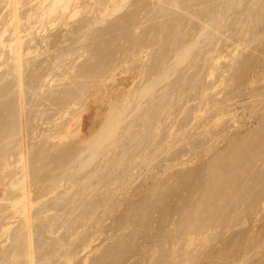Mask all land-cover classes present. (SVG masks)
<instances>
[{
	"label": "bare ground",
	"instance_id": "6f19581e",
	"mask_svg": "<svg viewBox=\"0 0 264 264\" xmlns=\"http://www.w3.org/2000/svg\"><path fill=\"white\" fill-rule=\"evenodd\" d=\"M251 1H249L250 5H248L249 4L247 3L248 0H0V70L1 69H4V71L5 69L9 70L8 71L9 76L12 77L10 80V84H11L10 86H12V89L9 92L12 93L13 95L12 101L11 100L8 101L9 109H7V111H3L2 113L5 115V118H7V120L6 122L4 121L5 123L4 125L2 124L3 126H0V187H1L0 188L1 189L0 190V222L7 221L9 219L12 220L13 218H15L16 215H18L17 221H19L20 218L22 217L21 219L23 222L22 224H20L21 225V228L19 229L20 231L16 230L15 238H18V240L15 245L13 241H15L16 239L15 240L11 239V236L8 234L11 233V231L13 230L11 226L16 224L17 222L16 221H15L16 223L13 222L14 223V224L12 223L13 225L9 224L10 222H7L8 226H5L6 224L4 225L5 222L3 224L0 223V225H2L1 228L3 231L2 232L0 228V232H2L0 233V240L2 241L4 239V235H6V237L8 235L10 236V238L7 237L8 242L6 241V244L8 243L11 244V245L8 244L7 245L8 247H11L12 244L13 246L16 245L20 246L18 247V249H16V247L10 248L8 252L7 250H5L4 252L2 251L1 258L4 260H2L0 264H75L74 260L78 258L77 255L79 254V252L85 250L87 252V247H89V243L92 240L91 239L92 234L91 236L89 234L87 235V227L89 221L99 226L101 222L104 221L103 217L105 216V214L110 213L114 209L115 207L114 204L116 202H114L112 198L109 199L108 193L111 190L114 191L115 193L117 192L116 189L120 187L118 182H120V180H123L122 173L127 169V167H130L129 166L130 163L133 162L131 161V158L138 155H140V157L142 156L141 157L142 161L139 163V167H140L142 165H146L152 162L153 160L152 156L151 157L150 155L145 156L150 150L157 152L158 150L161 149L162 141L160 140V136L162 135V132L157 130L160 129V125H163L164 122L168 123V120H170L172 117H176V112L174 111V108L172 106L173 105L179 106L182 100L186 101L187 91L184 85L187 82L185 80L186 77L183 75V73L185 74L188 73L189 71H199L200 72L199 74L201 73L203 74L204 71H208L209 74L211 73L213 74V72H221L222 70L220 71V68L225 69L222 67L223 65L224 67L227 65L228 67L227 66L226 67L228 69L229 66L233 65V62L234 64H236L238 61L239 62L244 61V59L243 60L240 59L242 56L240 58L238 57L239 60L236 57L237 62L235 58L234 60L232 59L233 56L237 54L235 53L237 49V47H235V44L237 42L238 45L247 44L249 46L251 43L257 41V39L258 40L260 39L261 45L264 44V29L260 28V26H263L262 24L264 22V17L262 15H259L257 12V10L259 9L261 11L260 14L264 13V2H263L264 0L262 2L261 0H258L261 3L257 1L255 3L256 6L254 5V2L256 0H253L254 2L252 1L253 4H251ZM251 6H253L252 8L255 7L256 8L259 7V8H257V10L255 11L252 8H250ZM237 7H239L238 9H240L241 7L242 10H239L242 12V13L240 12L241 14H239L237 10H236L237 13L235 12V9ZM252 10L255 11V13L257 12L256 13L257 16L253 14L255 17L254 16L250 17V18L254 17V22H252L251 19H249V15H251L253 12ZM235 21H237V24ZM256 30L258 33H256ZM57 32L59 35L56 34ZM250 33L252 35L254 34L255 35L250 36L251 35ZM236 34L240 38L238 39V37L237 38L235 37L236 38L235 40L234 36ZM65 43L67 44L64 45ZM43 44L45 45L44 47H42ZM221 44H225L223 46L225 49H227L225 53L219 49V46ZM262 46L264 47V45ZM262 46L261 48H263ZM57 48L59 49L58 52L59 54H57V56L56 55L51 56L50 53L53 51L52 49L57 50ZM238 54L235 56H239ZM41 56L44 57L38 61L37 59H39ZM80 60L82 61L80 64H78V61ZM246 61L247 62L249 61L248 64L250 63V59ZM222 62H224V64ZM225 62H227L226 65ZM231 62L232 64L230 65L229 63ZM199 63H202V65H199ZM254 66H252V69H254L253 68ZM247 67H245L244 71L246 70ZM240 70L241 68H239L237 72H239ZM134 71L136 72L139 71L141 77L143 76V78L146 79L143 86L141 87L138 86V88L135 87V89H130L132 87L129 86L119 87L124 89L120 90L116 94L112 92H108L106 89L107 95L105 94L103 89L106 88L105 86L109 81H114L115 83L116 76L119 74L121 75L122 73H131L133 76ZM225 71L227 70L225 69ZM249 71L247 75L250 74ZM243 73L245 74L244 76L245 78L247 75L245 72H242L241 75H244ZM148 74L150 75L153 74V76H147ZM226 74H228V72ZM233 75L234 74H231L232 78H234ZM237 75L238 74H236V76ZM174 76L176 77L172 79ZM213 76L214 75H212L211 77ZM10 77H8V79H10ZM141 77L137 79L139 80ZM211 77H208V79L206 78V80H209V78ZM261 78H264V75ZM45 81H47L48 83ZM42 82L43 84H41ZM44 82L46 83V85L47 84L50 85L49 87L52 86L51 85L52 83L55 84L57 82L67 83V84H61L60 86L64 85L65 87H67L66 85H68L67 88L63 89L64 91L62 90V93L61 91L59 92L62 94L61 98H58V96L60 97L61 95L55 96L57 98H51L49 95V97L51 98L49 99L50 103L48 102L45 104H50L49 107L51 106L53 108L52 109L53 111L49 109L48 106L43 107L44 106L43 103L46 101H44L43 103H41L40 101L42 100L40 95L41 92L43 94L45 92V91L43 92L42 90L48 87V85L46 87ZM131 82L134 81L131 80ZM160 83L163 84L165 83V86H163V88L158 89L159 85L162 86V84ZM206 83L207 81L205 82V84ZM236 83H234V85H236ZM212 84L213 81L212 83H210V85ZM231 84H229V87ZM251 84L249 83V85ZM58 85L57 87L59 88ZM69 85L70 86L73 85L75 89L74 90L71 89ZM195 85H199V88L203 89V91L201 90L202 92H200V97L202 99L201 103L204 104L205 102L207 105H211L209 104L210 101L207 103V100L205 99V93L208 94L209 93L208 89L209 88L211 89L212 87L211 86L208 87L209 86L208 85L206 86V88H204V86H201L200 83H196ZM53 88H55V86ZM58 88L56 89V91L60 89ZM111 88L112 87H110V89ZM174 89L178 92L179 102L172 103L173 99L176 98L175 94H173V91H175ZM213 89L214 88H212V90ZM4 91H6V89ZM51 91H52L51 88H49V93H51ZM53 91L52 93H54ZM92 95L95 97L94 98L95 101L101 100L105 96H107L106 99L107 103H105L107 105H105L104 108H101L103 113L100 114L99 111L98 112L99 115H97V117H94L96 113L95 111L93 112L95 113L93 116L94 119L90 122L88 121L89 123L92 122L91 123L92 126L89 128L87 134L85 132L86 135H84V133L81 132L82 130H80L79 132V128L83 126L81 122L82 120L80 121V118H82L81 115L86 114L84 108H86L87 102L90 101L87 100L88 97ZM162 95L163 97L169 96L170 102L167 100L164 101L163 97L160 98ZM216 95L214 94L213 97L217 99ZM213 97H210V100L211 98L213 100ZM32 99H33V103L30 102L32 101ZM100 102L102 104L104 103L102 101ZM89 103L91 104V101ZM211 103H214V101ZM215 104L214 107L216 106ZM200 105L201 104L199 102V106ZM212 105L210 106L211 108ZM41 106L45 109H41ZM228 107L230 108V105ZM39 108L41 110H39ZM46 108L49 109L48 112ZM82 108L84 109V111ZM204 108L205 106L202 107V109ZM50 110L52 111V114L48 116L50 114L49 112H51ZM196 110L198 109L196 108ZM219 110H223V109H219ZM194 111H193V113H195L194 117H196L197 119L198 114H202V113L200 112V110L195 112ZM209 111L210 110H208V112ZM34 112H36L37 114ZM191 112L189 113L192 114ZM196 112H198L197 116H196ZM30 113L34 114L33 115L34 117L31 120H34L36 122L38 120L37 122L38 124L41 123L39 122L41 119H42L41 121H43L44 118L43 115L47 114L46 115L47 117L52 118V120L50 121V126L52 125V129L50 130V128H46L49 129L50 132H48L49 130L43 131L44 133L46 132L45 134L48 133L49 134L45 136L43 133L40 132V136H37L41 138V141L44 136L42 143H40V138L39 139L37 138L38 140L37 139L34 140L33 138L35 134L36 135L39 134L36 133L39 130L35 131L36 128H34V126L33 127L31 126L32 123L33 125L35 123L33 121L32 123L30 122L31 124L30 126L28 125V123H25L26 118L24 119V117L25 115H28ZM204 113L205 112H203L202 115H204ZM39 114L40 116H38ZM229 114L230 113L228 112L226 113V115ZM92 115H90L89 117L91 118ZM202 115L199 116L203 117ZM226 115L225 114L221 115V118L222 116L227 117ZM231 116L233 115H229V117ZM189 117L190 120L191 115ZM217 118L220 117H216L213 120L214 122L218 120L217 121L218 123L220 122L219 120H221V118L220 119ZM194 119L195 118H193L192 120ZM47 120L44 119L43 122ZM139 120H143L146 126L140 127V125H137ZM186 120L182 121L183 123L181 129H184V126H186L184 125L186 123ZM261 121H263V119ZM26 122H28V120H26ZM194 122L195 121H193V123ZM77 123L79 124L78 128L74 127L78 125ZM83 123L86 122L83 121ZM217 123L215 125H217ZM208 126L209 125L203 126V128L209 129ZM207 129L205 132H208ZM182 132L183 130H179L177 134H174L175 136H173V138L178 140L179 135H181ZM261 133H263V131ZM255 134H254V138L252 136L253 139H255L256 137ZM149 136H151L150 138H152V140H150L149 143H145L144 139ZM68 137H74V139L76 137L79 140L75 141V143L73 144H72L73 141L71 143L68 142L69 144H72L71 146L68 145L69 148L67 147V149L59 150L60 146L64 145V143L61 142L62 143L61 144L60 141ZM246 137L248 138V135ZM127 138L131 142H133V140H138L140 142V146L141 145L142 146L141 147L126 146L124 140ZM32 139L33 141L36 142L39 141L40 144L49 145V149L51 150H57L58 153L60 152L59 156L49 157L48 156L49 154L47 152L43 153V151L47 148V146L43 145L45 146L43 149L35 147V145H33V142L31 143ZM57 140L59 141L60 144L58 149L56 148L58 146L57 143L55 144ZM248 140L250 141V137ZM260 140L262 139L260 138ZM156 141L158 142L157 145H156ZM172 142L175 143L174 140H172ZM260 142L261 141H259V143ZM39 143L38 144L35 143L36 146L37 145L40 146ZM201 143L202 141L198 143V146ZM251 143L252 142H249L248 144ZM65 145L63 146L64 148H66ZM189 145L191 144H188V146ZM253 145H255V142ZM241 146L243 147L245 145L239 143L236 146V148H231V144H230L231 151L233 155L235 154V157L234 156L229 157L228 155H226L229 158L224 157L225 159H222L221 157L219 158L217 155V157H212L211 159H208V161L210 160L209 162L212 168L208 170L209 171L212 170V172L211 174L208 175L207 179L210 182H212V184H216L215 187L209 189L210 191L209 201L216 194H221L224 191H228V193L225 194V198L222 200L223 202L221 203V205H219L218 207L216 206V209L217 210L219 209L218 210L219 212L221 208L226 209V207H228L229 203L231 202L230 196L235 191V188L233 186L226 187V184H224L226 182L224 180L221 181L222 179L221 177L222 176L233 177L234 175L236 176L234 172L235 165L237 163L235 158L238 159V157H240L239 153L241 151L239 152L238 149ZM245 147L243 148L245 149ZM258 147L260 146L258 145ZM32 150L35 152V154H33L34 156L32 155V153H34ZM194 150L195 148L193 149V151ZM13 151L14 153L15 152L17 153L16 158H14L15 154H13ZM113 151L115 152V154L117 153V151H119V153L115 156V154H113ZM193 151L191 150V154ZM258 151H256L255 154ZM261 152L259 151V153ZM53 153L55 154L56 151H54ZM126 153L129 154L128 158L125 159L123 156H122L123 158H121V155L122 154L124 155ZM262 153H261V157H263ZM230 154L231 153H229V155ZM222 155L224 154L222 153ZM103 156H105L109 160L112 159V157H114L115 162L117 163L115 168L117 169L122 168V171L114 170L112 168L113 166L111 167V169H109L110 165H106L109 160L106 159L107 161H104L105 162L104 163L102 159ZM184 156L186 157L185 153L183 157ZM187 156L190 157L189 153ZM255 156H257V154ZM174 157H176V154ZM32 160H34L35 162L39 161L41 163H45L43 167L37 168V171L38 169L41 170L42 168L45 171H47V174L45 176L40 177L36 173L39 176L38 177L39 179L38 178L35 179L33 177L34 175H32L33 178L31 177L29 164L30 165L32 164ZM254 161H256V159ZM13 165L15 166V168L19 166L18 168H16V171L11 170L14 168ZM33 167H36V165L32 166V168ZM123 167L125 168V170H123ZM139 167L137 166V168ZM137 168L134 167L132 168V170L133 171L134 169L138 170ZM205 169L207 170V168ZM134 173H128L129 177L132 178ZM187 173L189 174V172ZM192 174L190 173V177L191 176L194 177V175L196 176L199 175V174H194V175ZM178 176H176V178H179ZM192 177L190 179H192ZM130 178L128 179L130 180ZM192 180H189V182ZM185 181L187 182V179ZM120 183L122 186H124V188L126 187L124 181ZM37 184H39L40 186L38 187ZM180 185L183 186L184 184H180ZM239 192L240 191H238V193ZM194 194H196V192H194ZM46 198H48V200ZM263 198H260L261 202L263 201ZM49 199L52 200L51 204L49 206H44L49 204L48 203ZM162 199L163 198L160 197L161 201ZM232 199L234 200L235 198L232 197ZM185 202L187 201L185 200ZM205 202L207 201L205 200ZM151 204H149V206L145 205V207L142 205L140 206L143 207L144 211L153 210L154 205ZM236 205H238L237 202ZM35 207H39V208H36V210L33 211ZM100 208H103L101 209L102 211L99 210ZM197 209H199L200 215L207 214L208 212L203 208L201 209L198 207ZM216 209L214 207L212 208V210H209L211 219L208 220L209 221L211 220V222L212 221L218 222L216 220V214L218 213L214 212L216 211ZM97 210L101 212L98 213ZM131 210L133 211V209ZM6 211L9 212L6 213ZM194 211L196 210L194 209ZM4 212L6 213V215L11 213V216L3 217V215L5 214ZM50 212L51 215H49ZM136 212L137 209L136 210L134 209L133 215H136L135 214ZM147 212L148 211H146V213ZM45 213L47 215H45ZM101 213L103 214V216L100 215ZM186 215L188 214L186 213ZM137 216H139L138 213ZM126 218L127 217H125V219ZM122 219L123 218H121V220ZM142 220H146V219L143 218ZM142 220L141 222L144 224L145 221ZM35 221L40 222V225L42 222L44 223L48 222L49 225H46L42 229L38 228L39 230L37 229L38 231L36 233L34 230V228L36 229V226L33 225V222ZM187 221L191 222V223H187L186 225L188 227V230H190L191 238L195 239L196 236L200 237L205 231V227L202 224V222L200 221L197 223V220L195 222L194 220L191 221L188 219ZM196 223L199 225H196ZM54 224H59L60 226L57 227ZM17 225L15 226L17 227ZM128 225L129 224L127 223V227L126 226L125 227L129 228ZM130 226L133 227V225ZM62 228L63 230L65 229V231L67 232V233L65 232L64 235H61L59 233ZM139 228H140L139 225L138 227L137 225L134 227V229H136L135 230L136 234L141 232V230L139 231ZM10 229L12 230L8 233ZM81 229L86 230V236L83 237L82 239L77 237L78 233L81 232L80 231ZM120 231L122 233V230ZM48 233L50 235H54L52 236V238L50 237V240L46 239V237L43 235V234L46 235ZM113 236L115 238V235ZM51 239L52 242L50 244L49 242L51 241ZM133 240H131V242ZM166 241L167 240H164V242ZM175 242L177 243V241ZM74 245H76V248L72 249L74 248L73 247ZM184 245L185 244H183L182 246ZM7 246H4V248ZM44 247H45L44 249L45 251L43 252L42 248ZM106 249H108L107 246ZM122 249L123 248L120 244L115 245V252L118 255L119 252L120 253L124 252V250ZM129 249H128V253L131 251V250L129 251ZM154 249L155 248L153 247V250ZM153 250L151 248V251ZM96 251H100V249ZM164 252L159 254H164ZM87 255L86 258L89 257ZM4 256L6 257L4 258ZM164 256L162 255L163 258ZM171 257H172V253H171ZM101 260H102V264H112L115 259L113 260L111 258L110 261L109 257H103ZM88 261L90 260L88 259ZM88 261L87 259H85L82 264H86V262ZM153 262L155 263V260ZM156 262H158V259L156 260Z\"/></svg>",
	"mask_w": 264,
	"mask_h": 264
},
{
	"label": "rangeland",
	"instance_id": "374dc122",
	"mask_svg": "<svg viewBox=\"0 0 264 264\" xmlns=\"http://www.w3.org/2000/svg\"><path fill=\"white\" fill-rule=\"evenodd\" d=\"M249 1H251V0H248V2H247V3H249L248 5H250ZM252 1H251V4H253ZM257 1L258 0H256L255 2L253 1L254 5H255V3ZM262 1L263 0H261V2ZM261 2H259V3H261ZM252 7L253 6H251L250 8H252ZM238 8L239 7H237L235 9V12L237 10V12L239 14H241L242 12L239 11V10H242V9H241V7H240V9H238ZM255 8H252V9L256 11L257 8H259V7H257L256 9ZM255 11H253L251 15L248 14L249 15V19H251L252 22H254V17H255L253 14H255L257 16V14H256L257 12H258L259 15H262L264 17V13L260 14L261 11L259 9L257 10L256 13H255ZM251 16H254V17L250 18ZM235 22L237 24V21H235ZM262 25L263 26H260V24H259L260 28L264 29V22H263ZM256 33H258L257 30H256ZM56 34L59 35L58 32ZM254 35L251 34L250 36H254ZM239 36H240V34H239ZM235 37L237 38L238 35L236 34L234 36V38ZM236 38H235V40H236ZM239 38L240 37H238V39ZM66 44L67 43H65L64 45H66ZM221 45L219 46V49L222 52L225 53L226 50H227V49H225L223 47L225 44H221ZM262 45H264V44H262ZM262 45H261L260 39L259 40L257 39V41L251 43L249 46L247 44L246 45H238V42H237L235 44V47H237L235 53H237V54L239 53L238 54L239 56H235V55H237V54H235L232 59L234 60V58H235V60L237 62L238 57L240 58L242 56L240 59L241 60L244 59V61L243 62L242 61H240V62L238 61L237 62L240 66L237 63L234 64V62H233V65H231L232 62L229 63L231 65V66H229L230 69L229 68L227 69V67H228L226 65L227 62H225V65L227 67L226 66L224 67V65L222 67L225 68L227 71H225V69L220 68V71L222 70L223 72L222 71L221 72H213V74L212 73L209 74L208 71H204L203 74L202 73L199 74L200 73L199 71H189L188 73H185V74L183 73V75L186 77L185 80L187 82L184 85V87H185V89L187 91L186 101L182 100V102L179 104V106L178 105H173L172 107L174 108V111L176 112V117H172L170 120H168V123L164 122L163 125H160V129L157 130V131H161L162 132V135L160 136V140L162 141L161 149L158 150L157 152H154V151L150 150L145 155V156H149L150 155V157L151 156L153 157L152 162H150V163H148L146 165H142V166L139 167V163L142 161V158H141L142 156L140 157V155H138V156H135L136 158L135 157L131 158V161H133V162L130 163V165H129L130 167H127L126 170L123 167V170H125L124 171L125 173L124 172L122 173L123 180H120V182L124 181L126 187L124 188V186H122L121 183L118 182L120 187L118 189H116L117 192L115 193L112 190L109 191L108 197H109V199L112 198L113 201L116 202L114 204L115 207L110 213L105 214V216L103 217L104 221H102L99 226H97L96 224H94L91 221H89V224H88V227H87V235L89 234L91 236V234H92V237H91L92 244H91V242L89 243V247H87V252H86V250L85 251H80L79 250L80 252L78 251L79 252V254L77 255L78 258L77 259L75 258L77 260V262H76V260H74L75 264H82L85 259H87V261H88V259L90 260V261L86 262V264H102V260L101 259L103 257H109V260L111 258L113 260L115 259L112 264H114V263L115 264H151V263L152 264H156V263H159L160 261L161 262L159 264H164V263L165 264H264V203H263V201H264V198H263L264 197V147H263L264 146V137H263V135H264V124H263V121H264V117H263L264 116V78H261L264 75V73H263L264 72V56H263L264 55V53H263L264 52V50H263L264 47ZM44 46L45 45L43 44L42 47H44ZM245 46H248V47H245ZM261 46L263 48H261ZM238 49H239V51H238ZM52 50H51L52 54L50 53L51 56H54V55L57 56V54H59L58 53L59 52L58 48H57V50L56 49L55 50L52 49ZM259 51H261L262 53L259 52ZM43 57L44 56H41L37 60L39 61ZM236 57H237V59H236ZM249 59H250V63L251 64L253 63L252 65L250 63L248 64L249 61L248 62L246 61V60H249ZM251 60H253V61H251ZM254 60H255V62H254ZM81 61L82 60L78 61V64H80ZM244 62H246V63H244ZM153 63H156V62H153ZM222 63L224 64V62H222ZM76 64H77V61H76ZM243 64H244L245 67H247L249 65L246 68L247 72H246V70L244 71L245 67L243 66ZM199 65H202V63H199ZM235 66H236V68H235ZM252 66H254L253 67L254 69H252ZM239 68H241V70L239 72H237L239 70ZM45 69H47V68H45ZM1 70H3V71H1ZM1 70H0V98L2 96L3 97L0 99V106H2V107H0V126H3L5 124L4 121L6 122L7 118H5V115L2 114V113H3V111H7V109H9L8 108V104H9L8 101H10V100L12 101L13 95H12V93L9 92L12 89V86H10L11 85L10 84V80H11L12 77L9 76V72H8L9 70H7V69H5V71H4V69H1ZM248 71L250 72L249 75H247ZM225 72L226 73L228 72V74H226ZM242 72H245L248 77L246 76L244 78L245 74L243 73L244 75H241ZM139 73H140L139 71L138 72L134 71L133 72V76H132L131 73H122L121 75L119 74V75L116 76L115 83H114V81H109L107 83L108 86L106 84V86H105L106 88L103 89V91L107 95L106 89H107L108 92H112V93L116 94L120 90L124 89V88H119V87H127V86L132 87L130 89H135V87L138 88V86L141 87V86L144 85L146 79L143 78V76L141 77V75ZM129 74H131V75H129ZM207 74H208V77H211L212 75H214L213 77H215V78L211 77L212 79L209 78V80H206V78L208 79ZM217 74H219V75L221 74V75L219 76ZM225 74L228 75V76H226ZM231 74H234L233 75L234 78H232ZM236 74H238V75L236 76ZM209 75H211V76H209ZM7 76L10 77V79H8ZM147 76H153V74L152 75L148 74ZM136 77L137 78L141 77V78L138 80ZM175 77L176 76H174L172 79H174ZM237 77H239V78H237ZM3 78H5V79H3ZM217 79H219V80H217ZM220 79H221V81H220ZM6 80H7V82H6ZM131 80H133L135 82V85H134V82H131ZM202 80H204V81H202ZM47 81H45V82H47ZM206 81H207V83L205 84ZM208 81H209V84H208ZM212 81H213L214 85L213 84L210 85V83H212ZM247 81H248V83H247ZM214 82L215 83L217 82V83L215 84ZM220 82H222V83H220ZM191 83H192V85H191ZM196 83H200L201 86H204V88H206V86H208V85H209L208 87L211 86L212 88H214L213 90H212V88L211 89L209 88L208 89L209 93L208 94L205 93V99L207 100V103L210 101L209 104H211V105L213 104L212 108L210 107L211 105H207L205 102H204V104L201 103L202 99L200 97V92H202L203 89L199 88V85H195ZM234 83H236V85H234ZM249 83L250 84L253 83V84L249 85ZM41 84H43V82ZM49 84H51V83H49ZM55 84L52 83L51 87H49L50 85L47 84L48 85V87H47V85L45 83V85L48 88V90H47V88H45V89L42 90L43 92L45 91L44 94L42 92L40 94L41 98H42V100H40L41 103L46 101V102L43 103V105H44L43 107H46V106L49 107L50 104H45V103L49 102V99L57 98V97H55L57 95H61L60 97L58 96V98H61L62 97V94H61L62 90L64 88L68 87V85H66L67 87H65L64 85H62L64 87L60 86L61 84H67L66 82H64V83L57 82ZM131 84H133V85H131ZM160 84H162V86L159 85L158 89L159 88H163V86H165V83L164 84L160 83ZM229 84H231L232 86L230 85V87H229ZM57 85L59 86L60 89L57 87ZM54 86H55V88H53ZM56 87L59 89L58 91H56V89H57ZM69 87L71 89H73V90L75 89V87L73 85L72 86L69 85ZM110 87H112V88L110 89ZM49 88H51L52 91L54 90L53 91L54 93H52V91H51V93H49ZM5 89H6V91H4ZM192 89H193V91H192ZM211 90H212L213 93L211 92ZM60 91H61V93H59ZM194 92H196V93H194ZM206 92H208V91H206ZM8 93H10V94H8ZM210 93H211V95H210ZM254 93H257V94H254ZM173 94H175V97L177 99L176 98L173 99L172 103L179 102L178 92L175 90V91H173ZM214 94L215 95L217 94L216 95L217 99H219V98L220 99L217 100L216 98H214L213 97ZM222 94L224 95L226 101H225V99H224ZM49 95H50L51 98L49 97ZM46 97H48V98H46ZM105 97L103 98L104 101H103V99H101V100L97 99L98 101H95L94 100L95 97L93 95L88 97L87 100H90L91 104L89 103L90 101H88L87 102V106H86L87 109L84 108L85 111H86V114L81 115L82 118H80V121L82 120L81 122H82L84 127L81 126V128H79V132H80V130H82L81 132L84 133V135H86L87 132L89 131V128L92 126V124H91L92 122L91 123H89V122L92 121L94 119V117H97V115H99V113L100 114L103 113L101 108H104V106L107 105V104H105V103H107V100H106L107 96H105ZM162 97H163V95L160 98H162ZM210 97H213V100H212V98L210 100ZM47 99H48V101H47ZM3 100H4V102H3ZM163 100L164 101L167 100V101L170 102V97L169 96H165V97H163ZM216 100H217V103H219L220 101L221 102L219 104H217ZM100 101H102L104 103L102 104ZM213 101H214V103H211ZM30 102L33 103V99ZM199 102L202 105V107L205 106L206 109L205 108L202 109L201 105L199 106ZM196 104L198 105V107H197ZM214 104L216 105L215 107H214ZM229 105H230V108L228 107ZM43 107L41 106V109H45ZM154 108H155V106H154ZM196 108L198 110H200V112L202 114H203V112H205L206 114L205 113H204V115L198 114V116H197L198 112H196V116L199 118V119L198 118L196 119V117H194L195 113H193L194 109H195V111H198V110H196ZM41 109L39 108V110H41ZM49 109L52 110L53 108L50 106ZM49 109H47V112L49 111ZM84 109H83V111H84ZM219 109H223V110H219ZM208 110H210V111L208 112ZM224 110H226V111H224ZM52 111L49 112L50 114L48 113L49 114L48 116H50L52 114ZM94 111H95L96 114L93 113ZM189 112H191L192 114H190ZM223 112H225V113H223ZM227 112L230 113L229 115H233V116H231L232 118L229 117V115H226ZM34 113H36V112H34ZM94 114H95V116H94ZM224 114L227 117H225V116L223 117L222 116V118H221V115H224ZM33 115H34L33 113L25 115L24 119L26 118L25 119V123H28L29 126L31 125L30 122L32 123V121H33L35 123L34 125L32 123L31 126L32 127L34 126V128H36L35 131L39 130L38 132H36L37 134L38 133L39 134L38 135L35 134V136H33L34 140H36L37 138L38 139L40 138V137H37V136H40V132L43 133L45 136L49 134V133L45 134L46 132L44 133L43 131H48L49 130V129H46V128H50V130L52 129V125L50 126V121L52 120V118L47 117L46 116L47 114L43 115L44 116L43 121H44V119L47 120L48 118H49L48 119L49 121L47 120L48 122L45 121V122H47V123H45V122L41 121L42 119L41 120L39 119L40 120L39 122H41V123L38 124L37 123L38 120H37V122L34 121V120H31L34 117ZM90 115H92L91 118L89 117ZM190 115H191V119L189 120V118H190L189 116ZM199 115H202L203 117H200ZM215 115H216V117H220L221 118V120H219L220 122L217 123L218 120H216V122H214L213 119L216 118ZM38 116H40V114ZM84 116H86L87 118L84 117ZM192 117L195 118V119L192 120L193 119ZM2 118H3V120H2ZM182 118H184V119H182ZM220 118H217V119H220ZM86 119H88V120H86ZM262 119H263V121H261ZM26 120H28V122H26ZM183 120L184 121L186 120L187 124L185 123L184 125H186V126L183 125L184 129H181ZM80 121H79V124H80ZM83 121H85L86 123H83ZM193 121H195V122L193 123ZM209 123L210 124L213 123V124H211V126H210ZM216 123H217V125H215ZM37 124H38V126H37ZM79 124L77 126H74V127L78 128ZM137 125H140V127L146 126L145 123L143 122V120H139ZM206 125H209L208 126L209 129L203 128V126H206ZM214 127H216V128H214ZM85 128H86V130H85ZM206 129L208 130V132H205ZM50 130L48 132H50ZM165 130L167 131V133H166ZM179 130H183V132L181 133V135H179V139L177 140V139L173 138V136H175L174 134H177L179 132ZM199 130H202V131H199ZM262 131H263V133H261ZM85 132H86V134H85ZM153 132H154V130H153ZM255 132H256V134H255ZM247 133H249L250 135L247 134ZM254 134L256 136L255 139H253L254 138ZM80 135H79V137H80ZM247 135H248V138L246 137ZM206 136H208V137H206ZM252 136H253V138H252ZM257 136H258V138H257ZM150 137L151 136L146 137L144 139L145 143H149L150 140H152V138H150ZM249 137H250V141L248 140ZM43 138H44V136H43ZM43 138H42V141H43ZM238 138H240V139H238ZM241 138H243V139H241ZM260 138L262 140H260ZM78 140L79 139H77L76 137H75V139H74V137H68V138H66L64 140H61L60 143L62 142V143H64V145L66 143V145H65L66 148L63 147L64 145L60 146L59 141L57 140L55 142V144L57 143V145H58L56 148L58 149V147L60 146L59 150L67 149V147L69 148V146H71L73 143H75V141H78ZM172 140H174L175 143L172 142ZM247 140L249 142H252V143L248 144L249 142ZM254 140H257V141H254ZM42 141H41V138H40V143H42ZM157 141H159V140H157ZM157 141H156V145L158 143ZM193 141H194V143H193ZM201 141H202V143L199 144V146H198V143H200ZM259 141H261V142L259 143ZM32 142H33V145H35V147L42 148V149L45 147L43 145H46L47 148L43 151V153L47 152L49 155L47 153L46 154L49 157L50 156L51 157H53V156L58 157L59 154H60V152L58 153L57 150L49 149V145H47V144H40L39 141L36 142V141H33V139L31 140V143ZM68 142H70V143L72 142V144H69ZM130 142L131 141H129L128 138L124 140V143L126 144V146H137V147H141L142 146V145L140 146V142L138 140H133V142H131V144H130ZM254 142H255V145H253ZM35 143L36 144L39 143L40 146H38V145L36 146ZM239 143L245 145L246 147L243 146V147H245V149H244L241 146L242 148L239 147V149H238L239 152L240 151L241 152L239 153L240 157H238V159L235 158V160L237 162L236 165H235V171H234L236 176L234 175L233 177H226V176H222L221 177L222 178L221 181L224 180L226 182V183H224V184H226V187L227 186H233L235 188V191L230 196V201H231L229 203L230 206L228 205V207H226V209L225 208H221L220 212H219L218 211L219 209L217 210L216 206L218 207L219 205H221V203L223 202L222 200L225 198V194H227L228 191H224L221 194H216L209 201V197H210L209 196V192H210L209 189L210 188L212 189L213 187H215L216 184H212V182H210L207 179L208 175L211 174V172H212V170L209 171L212 168H211V165H210V162H209L210 160L208 161V159H211L212 157H217V155H218L219 158L221 157L222 159H225L224 157H228V156L229 157H231V156L235 157V154L233 155V153L231 151V148H236V146ZM188 144H191V145L188 146ZM209 144H211V145H209ZM230 144H231V148H230ZM261 144H263V145H261ZM258 145L260 147H258ZM196 146H197V148H196ZM61 147H63V148H61ZM200 147H201V149H200ZM194 148H195V150L193 151ZM248 148H251L252 150L254 149L255 151L254 150L252 151L251 149H248ZM190 149L193 151L192 154H191V150ZM196 149H198V150H196ZM226 149L227 150L229 149L228 152H227ZM49 150H50V152H49ZM258 150L260 152L261 151L263 152V153L261 152L263 157H261V153H259ZM14 151H13V154H15L14 158H16L17 153L16 152L14 153ZM54 151H56L55 154H57V155H55L53 153ZM250 151L252 152V154L254 152L253 156H252ZM256 151H258L256 153L257 156H255L256 155L255 154ZM180 152H182V153H180ZM194 152H196V153H194ZM248 152H250V153H248ZM118 153H119V151H117L116 154L113 151V154H115V156ZM184 153H185L186 157L185 156L183 157ZM188 153H189L190 157L187 156ZM216 153H218V154H216ZM222 153L224 155H222ZM229 153H231V154L229 155ZM33 154H35V152L32 153V155ZM175 154H176V157H174ZM180 155H182V156H180ZM226 155H228V156H226ZM122 156L125 159H127L129 154L128 153H126L124 155L122 154L121 158H123ZM139 157H140V159H139ZM236 157H237V155H236ZM253 157L256 159V161H254L255 159ZM102 159H103V162L109 160L105 156H103ZM114 162H115V158L112 157V159H110L106 165H110L109 169H111V167L113 166L112 168L114 170L122 171V168H120V169L119 168L118 169L115 168L117 163L116 162L114 163ZM250 162H252L253 164L250 163ZM34 163H35L36 167L32 168V166H35ZM37 163H38V165H37ZM44 165H45V163H41L39 161L35 162L34 160H32V164L31 165L29 164L31 177H32V175H34L33 177L36 179L39 176L40 177L45 176L47 174V171H45L43 168H42L43 170L42 169L41 170L38 169V171H37L38 167H43ZM13 166H12V168H13ZM137 166L139 168H137ZM18 167H16V168H18ZM134 167L137 168L138 170L134 169V171H133L132 168H134ZM16 168L14 166V168L11 169V170L16 171ZM205 168H207V170ZM139 169H140V171H139ZM189 170H191V171H189ZM187 172H189V174ZM128 173H134L133 177L130 178ZM190 173L191 174L193 173L192 175L199 174L198 175L199 177L196 176V175H194V177L191 176L192 179L194 180L193 181L192 179H190L191 178L190 177ZM200 173H202V174H200ZM183 174H185V175H183ZM176 176H178L179 178H176ZM188 177H190V178H188ZM244 177H246V178H244ZM128 178H130V180ZM180 178H182L183 180L180 179ZM186 179H187V182L185 181ZM188 179L192 180V181L189 182ZM182 181H183V183H182ZM197 181H198V183H197ZM173 182L176 185H174ZM127 184H128V186H127ZM180 184H184V185L181 186ZM212 185H214V186H212ZM37 186L39 187L40 185L37 184ZM175 186H176V188H175ZM180 187H181L182 190L180 189ZM200 188H202V189H200ZM152 189L154 190V192H153ZM238 191H240V192L238 193ZM171 192H174V193H171ZM194 192H196V194H194ZM236 194H238V195H236ZM113 195H115V196H113ZM189 195H191V196H189ZM244 195H245V197H244ZM117 197H118V199H117ZM160 197L163 198L162 201L160 200ZM232 197L235 198V199L233 200ZM260 198H263L262 202L260 201ZM46 199L48 200V198H46ZM204 199L207 202H205ZM257 199H258V201H257ZM185 200L187 202H185ZM146 201H147V203H146ZM232 201H233V203H232ZM51 202H52V200L49 199V202H48L49 204L47 203L48 205H44V206H49L51 204ZM236 202L238 203V205H236ZM151 203L154 205L153 206L154 207L153 210H145L144 211L142 206H144V207H145V205L149 206V204H151ZM206 204H207V206H206ZM140 205H142V206H140ZM186 205H187V207H186ZM210 206H212V207H210ZM257 206H259V207H257ZM198 207L201 208V209L203 208L204 210H207L208 211L207 214L200 215L199 214V209H197ZM214 207L216 209V211H214V212H217L219 214V215L216 214V220L218 222H216V221L215 222L214 221L211 222V220L210 221L208 220V219H211L209 210H212V208H214ZM36 208H39V207H35L33 211H35ZM101 209H103V208H100L99 210H101ZM131 209H133V211H134V209L135 210L137 209V212L135 213L136 215H133V211ZM183 209H184V211H183ZM194 209L196 211H194ZM99 210H97L98 213H100L102 211V210L101 211H99ZM197 210H198V212H197ZM146 211H148V212L146 213ZM163 211H164V213H163ZM8 212L9 211H6V213H8ZM6 213L3 215V217L4 216H6V217L11 216V213H9L8 215H6ZM137 213H138L139 216H137ZM186 213L188 215H186ZM239 214L242 215V216H240ZM45 215H47V214L45 213ZM49 215H51V212H50ZM100 215L103 216L102 213ZM199 215H200V217H199ZM217 215H218V217H217ZM16 216L12 220L9 219L7 221H4L5 223L4 222H0L1 224H3V223H4V225L6 224L5 226H8L7 222H10L9 224H11V225H13L14 224L13 222H15V221L18 223V225H17V223L15 222L16 224L11 226L13 230L10 229L8 231V233H9L12 230L11 233H9L8 235L11 236V239H13V240L16 239L15 241H13L14 245L16 244V242L18 240V238H15L16 230H19L21 228L20 224L23 223L22 219H21L22 217L19 216V217H21L20 218L21 223H20V220L17 221L18 220V215H16ZM43 216H44V214H43ZM101 216H100V218H101ZM116 217H117V219H116ZM125 217H127L129 219L126 218L127 219V221H126ZM140 217L142 219L145 218L146 220H142ZM121 218H123V219L121 220ZM187 219L191 220V221L194 220L195 222L197 220V223L200 222V221L202 222V224L205 227V231L202 234L203 236L202 235L200 237L196 236L198 238L195 237V239L191 238L190 230H188V227L186 226L187 223H191V222H188ZM241 219H243V220H241ZM141 220L145 221V223L143 224L141 222ZM162 220H164V221H162ZM115 221L116 222L119 221V222L116 223ZM35 222H33V225L36 226V229L34 228L36 233L39 230L38 228L42 229L46 225H49L48 222L47 223L46 222L45 223L42 222L41 225H40V222H38V221H35ZM129 222H131V223H129ZM176 222H177V224H176ZM127 223L129 224L128 227L131 228V229L126 228L127 227ZM163 223H164V225H163ZM197 223H196V225H199ZM15 225H17V227ZM19 225H20V227H19ZM37 225H40V226H37ZM54 225H56L57 227L60 226L59 224H54ZM130 225H133V227H131ZM136 225H137V227L139 225V227H140L139 231L141 230V232H139L137 234L135 232V230L137 228L134 229V227ZM1 226L2 225H0V228H1ZM96 226H97V228H96ZM163 226H165V227H163ZM123 229H124V231H126L127 229L130 230V231L127 230L126 232H124ZM83 230L81 229L80 230L81 232L78 233V235H77L78 238L82 239L83 237L86 236V230H84V232H83ZM120 230H122V233L124 232L123 235H122ZM1 231H2V228H1ZM119 231H120V233H119ZM2 232H0V233H2ZM65 232H66L65 229L63 230V228H62L59 233L61 235H64ZM97 233H100L101 235L97 234ZM60 234H58V235H60ZM134 234H136V235H134ZM8 235H7V237L10 238V236H8ZM43 235L48 240H50V237L52 238V236H54V235H50L49 233L46 234L47 236L45 234H43ZM113 235H115V238H114ZM178 235H179V237H178ZM118 236L120 237V239H119ZM7 237H6V235H4V239L2 241L0 240V245H1L0 246V262L2 260H4V259L1 258L2 257L1 256L2 251L4 252L5 250H7V252H8V250L10 248H12V247H16V249H18V247H20L18 245L13 246V244H12L11 247H8L7 245L8 244L11 245V244L10 243L6 244V241L8 242V240H7L8 238ZM97 237H99V238H97ZM110 237H112V238H110ZM131 237L132 238L134 237L133 238L134 240ZM113 238H114V241H113ZM128 239H129V241H128ZM174 239H175V241H177V243L174 241ZM178 239H179V241H178ZM131 240H133L134 242L133 241L131 242ZM164 240H167L166 241L167 243L164 242ZM200 240H201V242H200ZM124 241H125V243H124ZM51 242H52V239H51V241L49 243L51 244ZM38 243H39V241H38ZM119 244L122 246V248H123L122 250H124V252H122V253L119 252V255H118L115 252V245H119ZM130 244H131V246H130ZM158 244H159V246H158ZM171 244H172V246H171ZM183 244H185L184 245L185 247L182 246ZM3 245L7 246L8 248L5 247L6 248L5 249ZM156 245H157V247H156ZM106 246H107L108 249H106ZM180 246H182L183 248L180 247ZM73 247L74 248H72V249H75L76 245H74ZM153 247L155 248L154 250H153ZM151 248H152L153 251H151ZM42 249H43V252H44L45 251L44 250L45 247L42 248ZM98 249H100V251H96ZM128 249H129V251L131 250L130 251L131 253L130 252L128 253ZM38 251H40V250H38ZM40 252H42V251H40ZM163 252H164V254H159V253H163ZM171 253H172V257H171ZM86 255L89 256V257L86 258ZM162 255L163 256L165 255L164 258L162 257ZM5 257L6 256H4V258ZM113 257H115V258H113ZM150 258H152V259H150ZM148 259H150V260H148ZM157 259H158V262H156ZM163 259L165 260V262H164ZM154 260H155V263L153 262ZM147 262H149V263H147Z\"/></svg>",
	"mask_w": 264,
	"mask_h": 264
}]
</instances>
